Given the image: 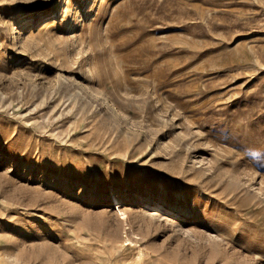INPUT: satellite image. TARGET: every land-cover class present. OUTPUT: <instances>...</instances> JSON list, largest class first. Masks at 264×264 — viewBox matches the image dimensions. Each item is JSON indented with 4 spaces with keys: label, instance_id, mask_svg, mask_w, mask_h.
<instances>
[{
    "label": "rangeland",
    "instance_id": "rangeland-1",
    "mask_svg": "<svg viewBox=\"0 0 264 264\" xmlns=\"http://www.w3.org/2000/svg\"><path fill=\"white\" fill-rule=\"evenodd\" d=\"M0 264H264V0H0Z\"/></svg>",
    "mask_w": 264,
    "mask_h": 264
},
{
    "label": "bare ground",
    "instance_id": "bare-ground-1",
    "mask_svg": "<svg viewBox=\"0 0 264 264\" xmlns=\"http://www.w3.org/2000/svg\"><path fill=\"white\" fill-rule=\"evenodd\" d=\"M48 24H49L48 21H45V22L43 23L44 27H45V25H48Z\"/></svg>",
    "mask_w": 264,
    "mask_h": 264
}]
</instances>
